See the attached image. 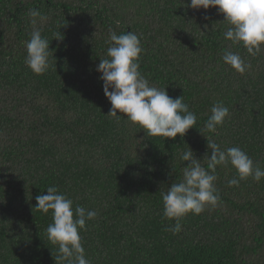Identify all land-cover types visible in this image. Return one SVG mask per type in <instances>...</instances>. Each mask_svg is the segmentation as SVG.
<instances>
[{"label": "trees", "instance_id": "trees-1", "mask_svg": "<svg viewBox=\"0 0 264 264\" xmlns=\"http://www.w3.org/2000/svg\"><path fill=\"white\" fill-rule=\"evenodd\" d=\"M189 0H0V264H60L46 228L51 210L35 208L49 186L97 216L80 229L90 264H264V178L240 180L231 165L216 169L220 201L166 228L160 193L182 180L188 146L207 168L211 149L238 146L264 169V45L251 56L225 40L230 26L215 7ZM47 17L50 67L25 64L34 26ZM141 40L139 71L149 84L182 96L197 116L181 137L148 136L119 113L107 115L100 59L109 30ZM60 33L62 38H55ZM225 49L250 65L241 74L223 62ZM111 90V89H109ZM221 101L229 115L215 132L204 124ZM201 132V133H200Z\"/></svg>", "mask_w": 264, "mask_h": 264}, {"label": "clouds", "instance_id": "clouds-1", "mask_svg": "<svg viewBox=\"0 0 264 264\" xmlns=\"http://www.w3.org/2000/svg\"><path fill=\"white\" fill-rule=\"evenodd\" d=\"M187 7L207 10L215 7L223 13L224 20L230 25L223 33L225 40L233 45H240L251 56L257 55L264 45V0H189ZM34 26L30 39L26 41L25 64L35 74L48 71L49 40L42 37L41 28L35 27L47 21V17L38 10L29 11ZM55 38H62L58 33ZM110 46L106 50V58L100 59L96 71L101 73L103 92L111 104L107 115L119 120V113L124 114L128 121L138 124L148 136L175 138L181 137L197 122V116L189 110V105L182 96L172 98L166 88L150 85L148 79L138 70L139 56L143 52L141 40L132 31L117 35L109 30L105 41ZM54 57V56H53ZM222 60L238 73L243 74L250 65L238 52L225 49ZM111 89V90H109ZM204 128L215 132L229 115V109L218 101L210 108ZM201 133V132H200ZM207 147L211 154L207 159V168L203 167L188 146L180 153L182 162L188 161L182 170V180L172 183L166 192H161L163 216L176 221L174 226L166 228L173 234L182 230L180 220L188 213L198 215L206 206H217L220 201L216 169L218 165L231 164L238 176L228 180V186H238L240 180L251 177L259 182L264 178V169L254 164L248 154L238 146L221 150L211 138H207ZM46 194L36 196L35 208L47 214L51 210L52 223L45 232L48 241L57 245L55 259L60 264H90L85 257V249L81 243L80 229H86V221L97 216L95 210H88L77 205L73 209V200L61 193L56 186H49Z\"/></svg>", "mask_w": 264, "mask_h": 264}]
</instances>
